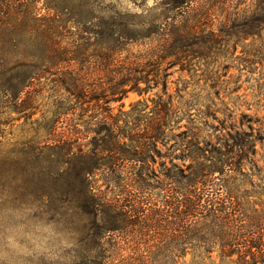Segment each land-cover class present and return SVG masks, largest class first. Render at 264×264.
I'll return each instance as SVG.
<instances>
[{"label": "rangeland", "instance_id": "rangeland-1", "mask_svg": "<svg viewBox=\"0 0 264 264\" xmlns=\"http://www.w3.org/2000/svg\"><path fill=\"white\" fill-rule=\"evenodd\" d=\"M47 1L56 4L65 25L63 41L71 44L77 40L80 47L68 50L72 54L65 58L74 59L69 64L42 69V78L35 83L36 98L30 102L34 109L11 113L14 103L0 99V264H76L82 258H100L103 249L105 257L129 258L131 245L117 254L108 246L110 235L100 234L95 241L90 219L81 216L84 193L73 175L61 176L59 170L75 166L76 154L92 147L89 130L102 117L116 121L124 134L128 127L141 128L150 118H160L165 128L156 145L158 153L145 158L156 171L161 163L186 165L188 161L182 159L193 149L192 144L206 149L209 157L211 147L227 149L228 136L235 132H253L264 139V0H193L191 9L198 10L194 14L204 32L197 45L187 48L188 62L165 70V86L160 81L141 83L139 92L132 89L115 102H109L106 90L126 68L112 60L120 57L124 61L126 55L131 60L142 58L146 48L139 44L147 41L140 38L127 52L110 59L104 50L90 44L106 42L113 25L123 29L125 36L136 38L153 30L158 21H169L172 0ZM245 23L251 28L250 35L243 38ZM209 28H216L212 36L207 34ZM70 64L72 68L67 69ZM145 67L154 74L151 64ZM80 82L88 86L83 94L77 86ZM95 86L102 88L98 95L92 91ZM61 112H66L68 124L76 128V139L62 148L52 147L49 144L57 137L48 135L50 121ZM256 150L253 160L264 167V142ZM68 159L69 164L63 165ZM249 168L246 163L245 170ZM262 177L264 170L258 178ZM103 178L98 173L90 176V185L97 190L94 194L104 192L105 199L120 197L122 187L112 181L105 183ZM146 184L157 186L153 180ZM243 187L251 189L247 183ZM95 243L99 249H94ZM157 251L151 247L149 257L182 258L185 262L192 257L213 258L216 264L219 258L217 251Z\"/></svg>", "mask_w": 264, "mask_h": 264}, {"label": "trees", "instance_id": "trees-1", "mask_svg": "<svg viewBox=\"0 0 264 264\" xmlns=\"http://www.w3.org/2000/svg\"><path fill=\"white\" fill-rule=\"evenodd\" d=\"M192 2L172 0L169 21H158L157 27L137 38L125 36L123 29L113 25L106 42L96 40L90 44L104 50L110 59L127 52L140 38L147 41L139 44L146 48L143 59L131 60L129 55L125 57L128 61L111 59L126 69L106 90L109 102L120 100L132 89L139 92L141 83L160 81L165 86V70L188 62L187 48L197 45L204 32L194 14L197 9H191ZM55 5L47 0H0V99L14 103L11 113L34 109L35 83L42 78V69L69 64L74 59L65 58L72 54L68 50L80 47L77 40L71 44L63 41L61 32L66 28ZM244 25L243 38L250 35L251 28L248 23ZM215 30L209 28L207 34L212 36ZM146 64L153 66L154 74L145 70ZM71 68V64L67 66ZM77 86L82 94L88 87L81 82ZM101 90L98 86L92 89L96 95ZM65 115L61 112L50 121L48 135L57 137L48 143L52 147L62 148L76 139V128ZM108 119L95 120L89 130L92 147L76 154L75 166L59 172L64 177L73 175L84 193L80 202L85 211L81 216L90 219L95 241L100 240V234L110 235L108 246L119 254L129 244L130 257H105L103 249L100 258H82L76 264H216L213 258L192 257L188 262L180 261L182 258H152L151 247L157 253L217 251V264H264V177L258 178L264 167L253 160L256 145L264 142L259 134L235 132L228 136L231 142L227 141V149L211 147L209 157L205 156L206 149L192 144L193 149L182 159L188 161L186 165L161 163L156 171L145 158L152 159L158 153L156 145L164 136L165 123L150 118L141 128L128 127L129 132L124 134V128ZM60 127L63 129L57 133ZM70 154L66 150L65 155L70 158ZM65 163L69 164V159ZM246 163L250 164L248 171ZM95 173L103 175L105 183L112 181L122 187L120 197L105 199L104 192L101 196L94 194L97 190L91 187L89 178ZM152 180L157 186L146 184ZM245 183L250 190L243 187ZM154 190L158 192L153 194ZM97 245L94 249H99Z\"/></svg>", "mask_w": 264, "mask_h": 264}]
</instances>
